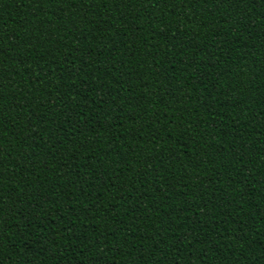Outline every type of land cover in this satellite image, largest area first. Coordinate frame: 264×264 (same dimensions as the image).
Returning a JSON list of instances; mask_svg holds the SVG:
<instances>
[{
	"label": "trees",
	"instance_id": "16d2710c",
	"mask_svg": "<svg viewBox=\"0 0 264 264\" xmlns=\"http://www.w3.org/2000/svg\"><path fill=\"white\" fill-rule=\"evenodd\" d=\"M0 264H264V0H0Z\"/></svg>",
	"mask_w": 264,
	"mask_h": 264
}]
</instances>
